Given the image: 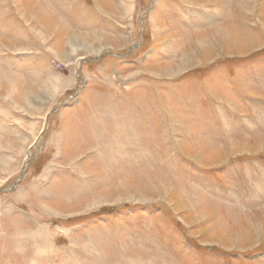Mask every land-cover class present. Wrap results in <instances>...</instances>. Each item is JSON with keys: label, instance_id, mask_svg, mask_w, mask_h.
<instances>
[{"label": "rangeland", "instance_id": "374dc122", "mask_svg": "<svg viewBox=\"0 0 264 264\" xmlns=\"http://www.w3.org/2000/svg\"><path fill=\"white\" fill-rule=\"evenodd\" d=\"M12 187L0 264L264 262V0H0Z\"/></svg>", "mask_w": 264, "mask_h": 264}, {"label": "bare ground", "instance_id": "6f19581e", "mask_svg": "<svg viewBox=\"0 0 264 264\" xmlns=\"http://www.w3.org/2000/svg\"><path fill=\"white\" fill-rule=\"evenodd\" d=\"M239 5V4H238ZM72 63V62H71ZM66 79V78H65ZM49 81V80H48ZM51 84V83H50ZM67 84V83H66ZM74 84V83H73ZM29 141V140H28ZM247 177H248V175H247ZM154 187V186H153ZM151 189V188H150ZM155 189V188H154ZM20 190V189H19ZM262 199V198H261ZM263 201L261 202V200L259 201V203L262 205L263 203H264V199H262ZM209 201H210V204L212 205V202H211V200L209 199ZM213 203H216L217 204V202H213ZM239 203V202H238ZM239 210H234L233 212H231L232 214H237L236 212H238ZM42 230V229H41ZM40 230V231H41ZM51 235V234H50ZM46 252H47V250H46ZM57 255V254H56ZM259 264H264V262H261V263H259Z\"/></svg>", "mask_w": 264, "mask_h": 264}, {"label": "water", "instance_id": "95a60500", "mask_svg": "<svg viewBox=\"0 0 264 264\" xmlns=\"http://www.w3.org/2000/svg\"><path fill=\"white\" fill-rule=\"evenodd\" d=\"M14 188L12 187L11 189H4V190H1L0 193H6V192H10L12 191Z\"/></svg>", "mask_w": 264, "mask_h": 264}]
</instances>
